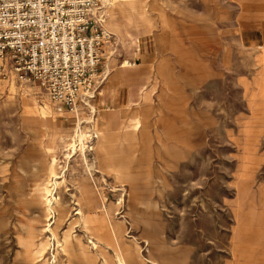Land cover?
<instances>
[{
	"label": "rangeland",
	"instance_id": "rangeland-1",
	"mask_svg": "<svg viewBox=\"0 0 264 264\" xmlns=\"http://www.w3.org/2000/svg\"><path fill=\"white\" fill-rule=\"evenodd\" d=\"M106 2L120 48L94 113L58 112L12 69L0 81V264H264V0H133L154 46L136 67L149 95L130 107L137 132H108L98 151L118 114L110 83L139 47L120 38L137 32L128 1ZM47 182L52 218L33 194Z\"/></svg>",
	"mask_w": 264,
	"mask_h": 264
},
{
	"label": "built area",
	"instance_id": "built-area-1",
	"mask_svg": "<svg viewBox=\"0 0 264 264\" xmlns=\"http://www.w3.org/2000/svg\"><path fill=\"white\" fill-rule=\"evenodd\" d=\"M118 48L102 0H0V81L12 69L70 112L95 98Z\"/></svg>",
	"mask_w": 264,
	"mask_h": 264
},
{
	"label": "crops",
	"instance_id": "crops-1",
	"mask_svg": "<svg viewBox=\"0 0 264 264\" xmlns=\"http://www.w3.org/2000/svg\"><path fill=\"white\" fill-rule=\"evenodd\" d=\"M109 21L111 22L114 20L112 19ZM143 21L146 20L138 19L130 25L131 27H135L137 31L136 34H132L131 32L130 33L132 34L133 38H137L139 40V47L136 51L137 58L135 60H132V58H130L129 60H132L130 61L131 65L126 67L130 69L121 72L119 75H116V77L118 76V78L122 77L123 82L117 81L119 80L117 78L110 83V88L114 93L113 96L115 97L113 98L115 100V104L118 107L116 110L118 114L109 115L105 118L104 126L106 127L107 134L108 132L113 134V133H121L124 130L125 131L135 130L137 127L135 125L136 123L133 120L134 118H128L131 116V111H132L130 107L133 105H138L142 101L147 100L149 95L146 93L147 90L146 84L148 83L147 79H149L147 77L148 72H145L140 68H136L137 65L139 64L140 58L152 52L154 47L152 46L151 37L148 36L146 29L145 31H141V29H139V27L141 26V22ZM121 37L124 38L126 37V35ZM119 67L124 68L122 64ZM126 92L128 94H126Z\"/></svg>",
	"mask_w": 264,
	"mask_h": 264
},
{
	"label": "bare ground",
	"instance_id": "bare-ground-1",
	"mask_svg": "<svg viewBox=\"0 0 264 264\" xmlns=\"http://www.w3.org/2000/svg\"><path fill=\"white\" fill-rule=\"evenodd\" d=\"M128 1V4L130 5V11L128 9V13L125 14L126 16V21L128 23V25H131L134 21H133V15L134 14H138V11L134 8L133 6V0H127ZM103 2V7H105V12H107V2L106 0H102ZM135 2V1H134ZM121 3V2H120ZM125 5V4H124ZM127 5V4H126ZM128 6V5H127ZM145 8V7H144ZM126 9V8H125ZM142 14L146 15L145 11L142 12ZM117 16L113 17L114 19H116ZM107 20H108V15H107ZM121 39H125V38H129V39H132L133 36L127 32L126 33V37L122 38L120 37ZM131 63H130V60H126L122 66L124 67H127V66H130ZM136 65V64H135ZM110 73V71L108 72ZM108 76V75H107ZM10 82H11V86L14 88L17 87V83H16V78L11 76L10 77ZM26 92V91H25ZM25 95V94H23ZM27 95V93H26ZM32 99V98H31ZM37 101V100H36ZM23 102V101H22ZM49 103V102H48ZM37 104V103H36ZM89 106L93 109V113L96 111L95 110V107H93L92 105H90L89 103ZM39 108H40V111H39V114L41 116L42 119H45V120H48L50 124V129L51 131L48 133L49 134V138L51 139L49 142L51 143L49 149H55L59 146V140L61 142V139H60V134L59 132L57 131L56 129V123H53V120L50 119V114L52 113L50 107H48L47 105H39ZM124 108V107H123ZM37 109V108H36ZM55 109H57L58 112H63L65 111V109L59 107V106H55ZM120 118V117H119ZM121 119V118H120ZM88 121V120H87ZM102 128L101 130L99 131V134L98 135H95L93 139H96V150L98 151H101V150H105L107 149V146H108V143H109V138L108 136L106 135L107 134V130H106V127L104 126V124H102ZM60 127V125H59ZM115 132V131H114ZM117 132V131H116ZM137 130H134V133H136ZM80 136L82 137V133L80 134ZM90 137V136H88ZM93 137V136H92ZM98 138V139H97ZM87 140V139H86ZM80 143L83 145L84 143L82 141H80ZM74 144V143H73ZM87 144H88V141H87ZM89 144H91V142H89ZM73 150H76V148H72V152ZM80 150H82V148H80ZM83 151H85V145H84V149ZM94 153V152H93ZM54 156H56L54 153H53ZM82 156V160L84 162V165L86 166V169H88V171H90V173L92 172V170L95 169V162H91L89 163L86 159V153H84ZM95 158H98L96 157V154L94 156ZM68 161V160H67ZM70 162V160H69ZM92 174V173H91ZM56 176V175H54ZM55 184L56 183V179L54 180ZM50 182H47V183H40V184H37L34 186L33 188V194L39 198L45 205V208H46V211L49 213V215L51 216V218L53 217L52 214H53V210H52V200L54 201V196H52V191L50 190ZM106 214L108 215L109 217V224H110V227L112 229V231L114 232L113 230V227H112V219H111V211L109 208L106 209ZM139 264H144L143 262L141 261H138ZM146 262V261H145ZM122 263L123 264H127L125 260H122ZM147 264V263H146Z\"/></svg>",
	"mask_w": 264,
	"mask_h": 264
}]
</instances>
